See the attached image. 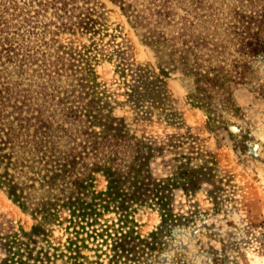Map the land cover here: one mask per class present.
Masks as SVG:
<instances>
[{"label": "trees", "instance_id": "trees-1", "mask_svg": "<svg viewBox=\"0 0 264 264\" xmlns=\"http://www.w3.org/2000/svg\"><path fill=\"white\" fill-rule=\"evenodd\" d=\"M112 1L160 62L190 79V99L210 127L219 125L214 94L236 109L230 83L264 55V0ZM100 16L90 0H0V187L33 219L5 239L0 264H148L172 219L147 174L149 156L138 155L141 140L103 99ZM147 195L161 223L144 234L133 204Z\"/></svg>", "mask_w": 264, "mask_h": 264}, {"label": "rangeland", "instance_id": "rangeland-1", "mask_svg": "<svg viewBox=\"0 0 264 264\" xmlns=\"http://www.w3.org/2000/svg\"><path fill=\"white\" fill-rule=\"evenodd\" d=\"M90 1L106 28L98 37L96 65L103 99L141 140L138 155L149 156L147 174L161 186L159 196L172 214L148 264H264V55L251 58L246 79L230 83L235 110L213 95L219 125L210 127L206 113L190 99V79L160 62L143 42V29L133 27L112 0ZM27 33L34 39L42 32ZM95 179V189L103 190L105 178ZM146 198L147 204H133L144 234L161 223V210ZM32 224L31 215L0 187V259L5 239ZM52 228L54 236L64 237L63 227Z\"/></svg>", "mask_w": 264, "mask_h": 264}]
</instances>
